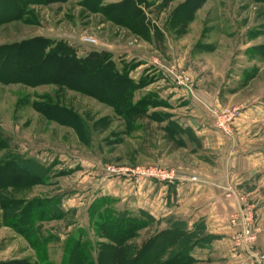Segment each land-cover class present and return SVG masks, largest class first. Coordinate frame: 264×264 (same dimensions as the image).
<instances>
[{"label":"rangeland","instance_id":"374dc122","mask_svg":"<svg viewBox=\"0 0 264 264\" xmlns=\"http://www.w3.org/2000/svg\"><path fill=\"white\" fill-rule=\"evenodd\" d=\"M121 1L41 0L26 6L20 20L0 24V44L42 37L66 43L78 58L89 52L105 54L119 75L130 80L131 102L143 100L148 114L168 115L161 121L145 115L127 121L113 107L68 87L0 83V132L10 142L9 148L1 147L0 162L25 160L41 180L28 190L3 193L28 202L49 199L60 213L38 227L42 237L50 239L37 254L16 232L0 233V260L37 258L42 264H61L73 241H89L92 246L107 242L102 236L121 218L124 224L126 219L140 224L136 237L128 241L136 246L162 231L180 236L190 232L195 246L189 264H254V255L264 264V181L255 192L223 186L228 208L224 223L229 229L223 237L209 233L202 220L189 229L187 221L169 209L157 219L138 210L142 186L149 189L145 197L153 200L157 185L196 180L179 171L177 163L217 161V151H204L199 139L165 131L167 120H205L211 130L232 138L244 111L264 107V0H192V8L198 7L189 21L177 10L190 0H138L136 13L143 16L138 24L145 26L147 39L94 11L95 5L102 10ZM9 10L0 6V15ZM112 14L128 16L121 11ZM18 70L14 67V74L24 73ZM41 72L54 74L62 67H44ZM48 102L72 113L84 132L43 115ZM242 129L239 137L258 132L254 136L264 138V116ZM151 169L172 172L174 178L162 179ZM254 176L245 180L254 183ZM1 216L0 209L4 226ZM108 220L113 227L107 229Z\"/></svg>","mask_w":264,"mask_h":264},{"label":"trees","instance_id":"16d2710c","mask_svg":"<svg viewBox=\"0 0 264 264\" xmlns=\"http://www.w3.org/2000/svg\"><path fill=\"white\" fill-rule=\"evenodd\" d=\"M40 1L0 0V6L10 9L9 12L0 15V24L11 20H20L25 14L24 8L26 6L38 4ZM95 1L96 4H99L98 2L101 0ZM136 2L138 0H123L102 10L95 5L94 11L102 12L109 21L146 38L145 26L138 24L143 16L136 13ZM191 3L192 0L187 2L186 5L180 6L177 10V14L180 13L181 16L188 17L186 18L187 21L191 19L193 11L198 7L195 4L192 8ZM190 5L191 7H189ZM115 11H121L128 16L120 18V15L112 14ZM136 15H139V18ZM134 19L138 22H133ZM60 66L62 72L46 75L41 72L44 67H48L50 70H58ZM14 67L24 73H21V75L14 74ZM29 72L34 73V76L26 74ZM68 76L75 77V80L68 79ZM0 83H21L26 86L53 83L60 88L68 87L113 107L115 113L121 115L127 121L142 115L158 121L164 120L168 116L157 111L148 114L145 111L146 108L143 107L145 103L143 100H138L135 103L131 102L129 95L130 80L126 75H119L112 66L111 60L106 59L105 54L89 52L85 57L78 58L66 43L55 42L42 37L16 43L0 44ZM35 106L38 105L35 104ZM41 112L48 119L73 127L78 133L80 130L84 132L82 122H79L72 113H67L64 107L48 102L41 109ZM164 130L169 131L170 134L178 135L186 132V129H182L175 121L170 119L167 120ZM179 138L177 141H180ZM9 144V140L0 132V149L1 147L9 148ZM7 173L8 176H6ZM40 181V176L35 177V174L31 171L30 163L25 160L11 158L5 162H0L2 225L11 228L21 236L27 245L34 250L35 254L50 239L43 238L38 227L42 222L58 219L60 215L58 208L49 199H37L28 202L22 198L7 197L3 191L6 189H27L33 184L40 183ZM147 217L151 218L150 216ZM114 224L117 227L113 230H107L102 236L107 239V242H99L92 246L89 241L80 239L73 241L70 246L65 248L61 264H154L155 262L161 264H189L193 260L190 251L195 243L190 242L193 237L190 232L180 236L169 231H162L157 236L136 246L135 244H128V241L136 237L134 233L140 228V224L129 219H126L124 224L121 218L116 220ZM104 227L108 229L113 227V224L109 223L108 220ZM187 242L190 244L188 245ZM0 264H42V262L36 258L34 262L20 259L0 262Z\"/></svg>","mask_w":264,"mask_h":264},{"label":"crops","instance_id":"0c3cea01","mask_svg":"<svg viewBox=\"0 0 264 264\" xmlns=\"http://www.w3.org/2000/svg\"><path fill=\"white\" fill-rule=\"evenodd\" d=\"M261 116H264L262 105L255 106L253 110L244 111L242 117L245 119L241 118V122L234 124L237 132L232 138L222 137L217 130H211L210 122L205 120L199 119L196 122L197 119L192 120V118L186 122L175 121L179 127L186 129V133L193 137V141L198 139L201 141L204 151L208 149L217 151L216 164L209 165L199 162L198 165L184 166L177 163L179 171L182 170L187 176L196 177V180L186 178L175 183L172 187H168L169 184L168 186L157 185L153 193V200L146 198L149 189H143L142 186L140 189L142 197L139 196L141 201H139L138 210L145 211L157 219L161 216L164 217L165 211L169 209L170 214L183 217L187 221L189 229L196 221L202 220L209 233L220 237L227 236L229 229L225 227L226 217L224 218V216L228 208L226 199V202L222 199L223 186L232 185L239 190L245 189L255 192L262 187L264 181V138L255 137L258 132L253 133V136L249 138L237 135L244 132L242 129L244 124L251 123ZM175 139L177 138L175 137ZM179 139L182 141V136ZM176 165L173 164V166ZM251 175H255L254 183L245 180L250 179ZM35 185L37 184H33L27 190L35 187ZM263 191L264 188L261 192ZM143 198L146 199L143 201ZM144 202L148 204H144ZM228 204L232 205L231 202ZM148 207L153 208L154 211L152 212ZM262 227L264 229V225ZM9 231L13 233L12 229L0 226V233L8 234ZM194 253L195 250H193L192 255ZM20 259L26 258H9L0 261Z\"/></svg>","mask_w":264,"mask_h":264},{"label":"built area","instance_id":"2783aa9c","mask_svg":"<svg viewBox=\"0 0 264 264\" xmlns=\"http://www.w3.org/2000/svg\"><path fill=\"white\" fill-rule=\"evenodd\" d=\"M150 173L152 174H155V175H159L162 179H165V180H172L174 178L173 176V173L172 172H164L162 170H159V169H151L150 170ZM254 237H250L249 240H253ZM254 264H259L261 259H260V256L258 255H254Z\"/></svg>","mask_w":264,"mask_h":264}]
</instances>
